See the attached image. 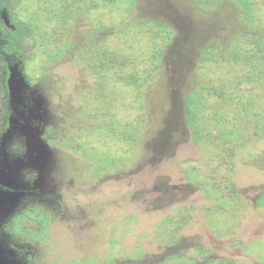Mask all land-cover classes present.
<instances>
[{
	"label": "rangeland",
	"instance_id": "obj_1",
	"mask_svg": "<svg viewBox=\"0 0 264 264\" xmlns=\"http://www.w3.org/2000/svg\"><path fill=\"white\" fill-rule=\"evenodd\" d=\"M77 1L83 12L66 13L64 7ZM249 2L264 24V0ZM18 16L34 22L38 46L30 63H20L12 48L3 52L11 60L13 116L0 140V264H264V88L246 81L248 36L237 41V56L224 51L225 40L248 29L240 2L22 0ZM0 19L6 37L13 26L6 11ZM142 21L149 28L140 34ZM120 22L121 36L113 30ZM157 23L167 27L163 38ZM70 33L75 39L106 36V45L123 53L142 47L147 60L155 44L162 50L160 75L145 90L108 80L109 86L100 82L98 96L89 95L95 77L69 54L55 58ZM215 41L224 46L210 49ZM204 48L209 63L196 70ZM195 74L218 91L204 95L207 107L217 102L213 112L201 114L207 133L199 141L189 136L183 109L187 92L201 81ZM224 93L235 97L231 107L240 101L248 109L253 96L262 95L250 105L258 104L253 112L263 123L249 129L240 120L237 134L225 136V124L213 126ZM83 101L89 105L81 118L73 107ZM95 108L115 117L116 129L106 132L99 120L91 121ZM65 122L83 128L75 137L87 147L109 151L106 156L116 159L110 167L90 158L87 147L64 146L65 134L47 141L57 134L48 123ZM211 178L219 186L209 192L203 179ZM208 206L215 214L211 223L203 211ZM181 207L191 209L192 218L173 239L163 221ZM25 210L47 215L42 231L14 228Z\"/></svg>",
	"mask_w": 264,
	"mask_h": 264
},
{
	"label": "trees",
	"instance_id": "obj_2",
	"mask_svg": "<svg viewBox=\"0 0 264 264\" xmlns=\"http://www.w3.org/2000/svg\"><path fill=\"white\" fill-rule=\"evenodd\" d=\"M106 1H115V0H106ZM196 1V0H194ZM240 2V6L243 7L244 11L248 14V29H244V31L236 32V34L230 36V38L225 40L226 46L224 51H227L229 53H233L237 56L240 54L241 49L238 48L239 45H237V41L242 36H248V50L245 51V57L243 59H246L248 64V77L246 81L253 86H260L264 88V24L260 23L258 18L256 17V13L253 11L252 3L249 2V0H237ZM197 2H202V0H197ZM80 2H73L70 5H67L64 7L65 12H68V9L71 8V12L69 14H73L76 10L79 9ZM203 4V3H202ZM22 5V0H0V12L6 11L9 15V21L13 26V29L10 30V32L5 37L3 34H0V140L5 135L6 131L8 130L10 126V120L11 116H13V109L11 108L10 104V89H9V63L11 60H9L4 55V49H13L14 50V57L18 59L20 63H30L35 60L36 52H37V46H38V39L36 36V30L34 29V22L31 20L26 19H20L18 16V8ZM205 5V4H204ZM83 8L89 10L87 6H84ZM246 14V13H245ZM147 22H139L137 23V26L140 28L139 33L143 34L145 32V28H149L146 26ZM155 27L159 26L162 28L160 31V37L162 33L168 34L165 29L164 24H154ZM122 24H118V26L113 25V30L118 32V35L121 36L123 33L120 32L119 27H121ZM2 28V23L0 19V31ZM112 30V27H111ZM142 30V31H141ZM159 30V29H157ZM165 30V31H164ZM260 30V31H259ZM252 33V34H251ZM69 40L67 39V45L61 46L60 51H57L55 53V58H58L59 56H66L69 54L70 59L75 58V60L81 65L82 68L87 69L89 71V74H91L93 77H95L96 82L92 83L91 86L88 88V94L92 95L93 93L97 94L102 91L100 82H103L105 86H109L108 80H113L116 83L122 85V86H131L132 88H140L145 90L144 88H141L144 84L147 83V81L151 79H155L160 75L161 71V55L162 50L160 47H157L155 44L153 47L156 48V52L153 55L151 59L147 60V57L142 54V47L134 48L136 52L130 51L127 53H123L122 51H118L117 48H113L111 46V42H109L110 45H106V36H97L95 34H86L82 35L80 39H75V35H72ZM4 36V37H3ZM4 38H6V41H3ZM163 38V37H162ZM73 42V43H72ZM152 43V42H150ZM136 42L132 43V45H135ZM125 44H123L121 47L123 48ZM212 45V46H211ZM210 45V49L213 50L216 46L219 47V45H223L222 43H219L218 41H215L213 44ZM11 46V47H10ZM75 46V48L73 47ZM131 46V45H130ZM224 46V45H223ZM212 47V48H211ZM220 48V47H219ZM11 49V50H12ZM139 49V50H138ZM218 49V48H217ZM138 50V51H137ZM211 53V52H210ZM200 62L198 63V67L196 70H199L198 68H201L200 65H205V60H208V54L209 50H206V48L203 49L202 52H200ZM148 64L147 67H145ZM150 64V65H149ZM195 70V71H196ZM197 72V71H196ZM195 77L198 79H201V76H197L195 74ZM204 79V78H203ZM106 83H105V82ZM197 81V80H196ZM232 85L236 86L237 84L233 83ZM238 89V88H237ZM218 93L215 85L213 82L208 81L206 78L203 82L197 81L194 87L191 91H188L184 103H183V109H184V115H185V122L187 124L188 130H189V136L194 141H199L202 138H205V134L207 133L206 130L203 128V116L201 114L205 111V109H209V111L213 108H216L215 104L212 102L210 106L205 105V94H212L215 96ZM79 95V94H78ZM231 94L224 93L220 96V99H223L220 105L217 106L218 112L221 113L219 116H214L213 120V126L218 128L221 124H225V136L229 137L230 135L237 134L239 130V121L244 122L245 125H248V128L256 127L257 124L261 123V117L258 114V104L255 106H251L250 104H255L256 100L260 98V96L263 98L262 95L253 96L252 100L255 103H251L248 105V107L243 106L239 104L233 108L231 107L236 101L235 97L233 98ZM205 97V98H204ZM101 98L97 99V102H101ZM89 104L87 101H83L80 103L79 106L76 108L73 107V113L81 117L83 114L87 111V106ZM261 107V104H259ZM253 110L257 113H254ZM73 113L69 118L72 117ZM247 115H246V114ZM89 115L87 117L90 118V120H99L100 121V127H102V130H105L106 132H109L111 130L116 129L114 119L115 117H111V115H107L105 117L104 111L100 112L98 109H94L92 112L88 113ZM91 120V121H92ZM66 121H70L67 119ZM202 121V122H201ZM263 123V122H262ZM68 122H65L63 125H60L58 127L52 126L51 123H48L47 129H51V131L56 128L55 132L57 133L55 136L51 132V137L47 141H52L58 139V137L65 134L66 137H68V140H64V146H70L71 148H74L77 151L83 150L88 146L87 142H81L80 138L75 137V135L80 131L79 126L75 124L73 128L68 127ZM264 124V123H263ZM261 124L260 126H264ZM246 125V126H247ZM64 126H66L65 129ZM120 130V129H119ZM204 130V131H203ZM93 132L92 130H90ZM103 132V131H102ZM101 134H105L106 132H103ZM136 132V131H135ZM133 133V132H132ZM135 135V133H133ZM133 135V136H134ZM137 135V134H136ZM129 137V135H127ZM135 138V136H134ZM209 141V139L207 140ZM90 153L88 155L90 158L93 156V159H95L97 162H103L107 161V165L109 166L111 160H116L115 157H107L106 155L109 153L106 151L100 152L99 148L97 147H87L86 151ZM110 167V166H109ZM210 172H212V169H210ZM213 176V174H212ZM221 181H218V183ZM203 183L206 186L207 190L211 192V190H216L217 182L214 181L213 178L209 179H203ZM219 186V185H217ZM226 191V189H218ZM226 195V194H225ZM228 198L229 196L226 195ZM227 200V198H225ZM213 202L215 204H218L219 206L223 205L225 202L218 199L214 200ZM217 202V203H216ZM204 214L206 217H208V221L211 223L213 214L210 206L203 208ZM173 215V216H172ZM191 209H188V207H181L179 213H170L165 218L164 221L168 225H170L171 233L170 236L174 239L176 238L177 229L181 228L182 225L187 224L189 220H191ZM16 219V227L18 232L25 233V232H33L34 231H42L44 229V222L48 221L46 214L38 213L37 215H34L32 211L25 210L15 216ZM167 234V233H166Z\"/></svg>",
	"mask_w": 264,
	"mask_h": 264
}]
</instances>
